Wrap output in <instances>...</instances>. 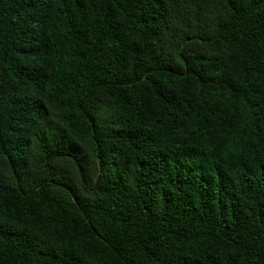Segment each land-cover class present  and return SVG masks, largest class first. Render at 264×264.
Returning a JSON list of instances; mask_svg holds the SVG:
<instances>
[{
    "label": "trees",
    "instance_id": "trees-1",
    "mask_svg": "<svg viewBox=\"0 0 264 264\" xmlns=\"http://www.w3.org/2000/svg\"><path fill=\"white\" fill-rule=\"evenodd\" d=\"M0 264H264V0H0Z\"/></svg>",
    "mask_w": 264,
    "mask_h": 264
}]
</instances>
